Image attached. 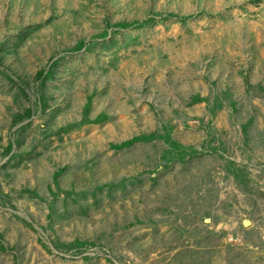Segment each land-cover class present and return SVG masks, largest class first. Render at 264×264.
I'll return each instance as SVG.
<instances>
[{"label":"rangeland","instance_id":"374dc122","mask_svg":"<svg viewBox=\"0 0 264 264\" xmlns=\"http://www.w3.org/2000/svg\"><path fill=\"white\" fill-rule=\"evenodd\" d=\"M0 264H264V0H0Z\"/></svg>","mask_w":264,"mask_h":264}]
</instances>
